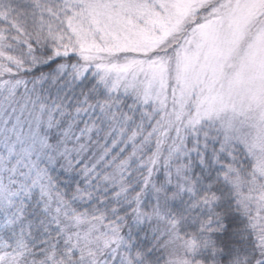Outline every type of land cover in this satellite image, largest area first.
Returning <instances> with one entry per match:
<instances>
[{"label":"snow or ice","instance_id":"6c2138e0","mask_svg":"<svg viewBox=\"0 0 264 264\" xmlns=\"http://www.w3.org/2000/svg\"><path fill=\"white\" fill-rule=\"evenodd\" d=\"M0 264H264V0H0Z\"/></svg>","mask_w":264,"mask_h":264}]
</instances>
